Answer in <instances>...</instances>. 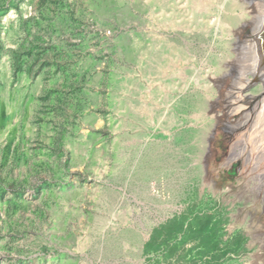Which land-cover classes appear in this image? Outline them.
Returning a JSON list of instances; mask_svg holds the SVG:
<instances>
[{"label": "rangeland", "instance_id": "rangeland-1", "mask_svg": "<svg viewBox=\"0 0 264 264\" xmlns=\"http://www.w3.org/2000/svg\"><path fill=\"white\" fill-rule=\"evenodd\" d=\"M245 3L0 0V264H264L259 98L209 79Z\"/></svg>", "mask_w": 264, "mask_h": 264}, {"label": "bare ground", "instance_id": "bare-ground-1", "mask_svg": "<svg viewBox=\"0 0 264 264\" xmlns=\"http://www.w3.org/2000/svg\"><path fill=\"white\" fill-rule=\"evenodd\" d=\"M245 2L247 10L253 16L250 20L244 22L243 27L249 23L252 29L246 35V38L242 39H239L237 32V40H234L232 44L233 48H230L233 52V56L228 57L226 64H223L224 68L220 70L218 74L210 75L209 79L212 81L213 85L219 87L227 77H230V91L226 94V107L229 105L228 109H231V100H252L257 97L259 98L256 102L260 105L259 110L255 112L251 124L246 126L245 130L242 132H234L233 139L229 146V152L223 162V164L226 165L234 160H241V170L244 173H248L249 166H253V168L255 166L258 168V166H260L264 168V40L259 37L260 30L262 31L264 29V0H245ZM219 23L218 19V22H215V24ZM252 82H259V89L256 92H244L247 86ZM166 104L167 102L165 99L164 105ZM234 110L239 111V106L234 107ZM231 111L232 110H230V112ZM166 115L167 110H164L160 117V130L162 135L166 132V130H164L166 129L164 127L168 118ZM217 115L218 114H216V116ZM225 128L232 129L230 125L225 126ZM212 134L213 131L209 134V138ZM240 137L243 138L239 139ZM258 175H261L260 177H263L261 180H264V174ZM258 186L264 188L263 182L261 181Z\"/></svg>", "mask_w": 264, "mask_h": 264}, {"label": "water", "instance_id": "water-1", "mask_svg": "<svg viewBox=\"0 0 264 264\" xmlns=\"http://www.w3.org/2000/svg\"><path fill=\"white\" fill-rule=\"evenodd\" d=\"M263 34V35H262ZM260 33V35H259V37L261 38V39H263L264 40V33ZM213 131V134H212V136L209 138V140L213 137V135L216 133V130L215 129H213L212 130ZM208 149H209V147H208ZM206 162H207V160L205 159V164H206Z\"/></svg>", "mask_w": 264, "mask_h": 264}]
</instances>
